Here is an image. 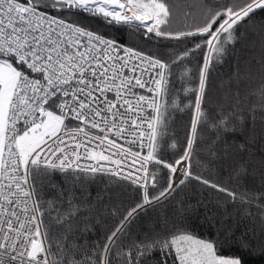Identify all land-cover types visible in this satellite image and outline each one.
I'll return each instance as SVG.
<instances>
[{
	"label": "snow or ice",
	"instance_id": "1",
	"mask_svg": "<svg viewBox=\"0 0 264 264\" xmlns=\"http://www.w3.org/2000/svg\"><path fill=\"white\" fill-rule=\"evenodd\" d=\"M257 12L264 0H184L186 23L173 28L170 0H0V264H143L154 253L159 264H245L217 240L167 219L142 236L133 225L195 180L225 203L255 206L264 234V192L238 193L193 169L202 145L208 163L201 167L230 162L237 179L238 156L254 155L257 145L264 153V84L250 90V74L237 73L221 85L215 109L205 107L215 63L246 38L239 29ZM85 14L175 41V50L154 55L122 46L77 23ZM198 52L203 62L193 71L189 58ZM174 76L182 85L196 80L182 88L186 103L170 94ZM186 111L181 147L171 123ZM82 158L95 164L83 166ZM55 174L71 178V187L44 200L38 185ZM97 175L119 189L115 198L78 199L76 183ZM130 191L135 199L124 204ZM104 217L112 227L92 237L90 225Z\"/></svg>",
	"mask_w": 264,
	"mask_h": 264
},
{
	"label": "trees",
	"instance_id": "2",
	"mask_svg": "<svg viewBox=\"0 0 264 264\" xmlns=\"http://www.w3.org/2000/svg\"><path fill=\"white\" fill-rule=\"evenodd\" d=\"M170 2L175 6L176 11L173 28L183 27L186 23L182 14L184 0H170ZM75 20L106 38L147 54L162 55L175 50V41H158L155 38H145V30L143 29L137 32L126 25H109L99 18H93L86 14L76 17ZM261 23H264V12H257L252 18V23L244 24L239 29L241 33H247L246 38L236 43L231 54L226 56L222 62L215 63L208 85L209 103L205 105L210 112L216 107L215 101L220 94L221 85L227 86L229 78L237 73L241 75L250 74L248 82L250 90H256L261 84H264V68H261V64H264V28L260 26ZM165 44L169 47L162 46ZM182 47H191V43H186ZM189 59L191 61L189 66L193 68V71H196V68L203 62V53L198 52ZM195 84V78L189 84L182 85L174 76L169 84L170 94L180 93L181 100L186 103L188 98L183 96L182 88L195 87ZM190 115L188 111L174 113L171 123V129L181 147ZM210 135H212L211 130L205 129L203 139L207 141ZM226 139L231 142L234 137L228 136ZM235 139L239 140L240 138L235 137ZM259 148L260 146L257 145L252 156L245 153L243 156L237 157V161L243 166L240 169L238 179L230 162L218 163L209 168L201 167L200 165L208 163L205 160L206 151L203 145L197 149L193 169L196 174L203 175L204 178L214 182L225 184L238 193L248 191L254 195L259 194L264 192V153ZM170 157L171 154H169ZM69 187H71V178L64 179L60 174L43 178L42 188L38 185L44 200L55 198L61 188L67 190ZM106 187L109 188L108 191L105 190ZM73 191L78 199L90 200L95 203L97 197L100 196L106 204L108 196L111 195L115 198L119 189L115 185L109 187L107 177L101 178L100 175H97L95 182L86 180L82 184L76 183ZM134 199L135 195L131 191L122 196L124 204L130 203ZM225 199L222 194L192 180L173 198L142 213L133 225V235L142 236L146 230L153 227L159 229L161 223L167 219L170 222L178 223L199 238L217 240L226 254L241 255L245 264H264V254L261 252V249H264V234L260 232L261 224L256 218L255 206L248 208L240 205L239 201L236 204L225 203ZM261 203H264V200ZM249 212H251V216L248 215ZM98 219L100 220L98 224L93 222L90 225L93 230L92 237H102L103 233L112 227L113 221L110 218ZM253 232L256 233L255 236H253ZM250 240H254L255 243L251 250H245L242 245ZM159 261L160 255L154 253L146 257L143 264H159ZM169 264H171V258H169Z\"/></svg>",
	"mask_w": 264,
	"mask_h": 264
},
{
	"label": "built area",
	"instance_id": "3",
	"mask_svg": "<svg viewBox=\"0 0 264 264\" xmlns=\"http://www.w3.org/2000/svg\"><path fill=\"white\" fill-rule=\"evenodd\" d=\"M118 44H120V43H118ZM120 45H122V44H120ZM122 46H126V45H122ZM126 47H129V46H126ZM144 53H145V52H144ZM139 91H141L142 94H145V95L148 94L146 91H143V90H139ZM72 126H75V122L73 123ZM80 163H81V165H83V166L94 165V164H95L94 161H90V160H87V159H84V158L81 159ZM100 163H101L102 165H104V167H106V168H110V167H111V165L109 164V162L101 161Z\"/></svg>",
	"mask_w": 264,
	"mask_h": 264
},
{
	"label": "rangeland",
	"instance_id": "4",
	"mask_svg": "<svg viewBox=\"0 0 264 264\" xmlns=\"http://www.w3.org/2000/svg\"><path fill=\"white\" fill-rule=\"evenodd\" d=\"M128 15H130V12L128 13Z\"/></svg>",
	"mask_w": 264,
	"mask_h": 264
}]
</instances>
